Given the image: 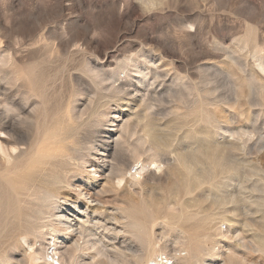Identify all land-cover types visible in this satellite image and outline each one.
I'll use <instances>...</instances> for the list:
<instances>
[{"label": "rangeland", "instance_id": "obj_1", "mask_svg": "<svg viewBox=\"0 0 264 264\" xmlns=\"http://www.w3.org/2000/svg\"><path fill=\"white\" fill-rule=\"evenodd\" d=\"M0 112V264H47L35 227L67 235L64 264L79 238L82 264L145 239L175 263L264 264V0H0ZM61 151L62 196L28 206L22 174Z\"/></svg>", "mask_w": 264, "mask_h": 264}, {"label": "bare ground", "instance_id": "obj_2", "mask_svg": "<svg viewBox=\"0 0 264 264\" xmlns=\"http://www.w3.org/2000/svg\"><path fill=\"white\" fill-rule=\"evenodd\" d=\"M32 45V44H31ZM41 48V47H40ZM40 50V49H39ZM43 50V49H42ZM42 54H44V53H42ZM141 55V54H140ZM143 57V56H142ZM129 58V57H128ZM129 60V59H128ZM41 61V60H40ZM140 61V60H139ZM144 62H146V61H144ZM122 64H124V63H122ZM133 64V65H132ZM147 65V64H146ZM123 66H125V65H123ZM127 66L128 67H133L136 71V73L138 74V73H140V68L138 67V65H135V63H132V61H128V63H127ZM127 66H125V70H127ZM123 68V67H122ZM142 68V67H141ZM133 69V70H134ZM87 70V69H86ZM130 70H131V68H130ZM142 71V70H141ZM129 72V71H128ZM102 73V72H101ZM142 73V72H141ZM94 75V74H93ZM128 75V74H127ZM95 77H96V74H95ZM102 77V76H101ZM157 77V76H156ZM11 79V78H10ZM101 79V78H100ZM101 80H104V79H101ZM101 82V81H100ZM99 82V83H100ZM17 83V82H16ZM28 85V84H27ZM18 88V87H17ZM111 88H112V86H111ZM114 91H116V92H120L119 90H120V88L119 87H115V88H112ZM29 93V92H28ZM106 93V92H105ZM8 95V94H7ZM40 95V94H39ZM115 95V94H114ZM34 96H36V95H34ZM27 99V98H26ZM28 101V100H27ZM130 103V102H129ZM8 104V103H7ZM12 104V103H11ZM70 104V103H69ZM127 105V104H126ZM6 106V105H5ZM11 107V106H10ZM20 108V107H19ZM127 108V107H126ZM130 108V107H129ZM102 109V108H101ZM4 111V110H3ZM129 111V110H128ZM5 112V111H4ZM26 112V111H25ZM42 112V111H41ZM91 112V111H90ZM2 113V115L4 114L3 112H0V114ZM13 114V113H12ZM91 114V113H90ZM99 114V113H98ZM97 114V115H98ZM102 114V113H101ZM93 115V114H92ZM96 115V114H95ZM21 116V115H20ZM100 116V115H99ZM5 119V118H4ZM6 120H7V118H6ZM16 120V119H15ZM1 123V122H0ZM7 126H8V124H6ZM11 125V124H10ZM80 126V125H79ZM1 128V127H0ZM3 129V128H2ZM16 132V131H15ZM15 132H13L12 134H10V133H8V132H2V133H4V134H6L7 135V139L5 140V139H2V140H0V151L1 152H5L6 150H5V147L4 146H6V145H4V143L6 144H10V143H14L15 141V139H14V135H16V133ZM18 132V131H17ZM24 132V131H23ZM1 132H0V134H2ZM20 133V132H19ZM21 134V133H20ZM95 134V133H94ZM23 135V134H22ZM78 136V135H77ZM92 136V135H91ZM68 137V136H67ZM69 138H71V136L69 137ZM20 139V138H19ZM43 139H45V138H43ZM68 139V138H67ZM72 139V138H71ZM75 139V138H74ZM42 141V140H41ZM74 141V140H73ZM25 142V141H24ZM43 142V141H42ZM46 142V141H45ZM69 143H70V141H68ZM19 143V142H18ZM68 143V144H69ZM79 143V142H78ZM80 143H82V142H80ZM92 143H93V141H92ZM43 144V143H42ZM57 144V143H56ZM67 144V143H66ZM73 144V143H72ZM77 144V143H76ZM75 144V145H76ZM11 145V144H10ZM45 145V144H44ZM48 145V144H47ZM74 145V146H75ZM100 145V144H99ZM230 145V144H229ZM46 146V145H45ZM54 146V145H53ZM76 146H78V145H76ZM9 147V146H8ZM42 147V146H41ZM56 147V146H55ZM64 147V146H63ZM68 147V146H67ZM72 148H73V146H71ZM102 147H103V149H102V151H103V153H108V146H105V145H102ZM110 147V146H109ZM7 148V147H6ZM37 148V147H36ZM39 148V147H38ZM43 148V147H42ZM69 148V147H68ZM75 148V147H74ZM78 148V147H77ZM80 148V147H79ZM46 149V148H45ZM50 149V148H49ZM52 149V148H51ZM58 149V148H57ZM83 149V148H82ZM95 149V148H94ZM17 151V150H16ZM33 151V150H32ZM82 151V150H81ZM33 152H35V151H33ZM44 152H46V151H44ZM54 152V151H53ZM53 152H47V153H40V155L37 157V158H35L33 161H31L30 162V164H29V166H28V171H27V173L26 174H22V178H21V182H22V191H24V193H20L21 194V196H24L23 198H31V200H32V202L34 203H31V202H29L28 200H26V202H25V204H27L28 206H40V207H50V205H51V201H52V199L53 198H59L60 196H62V194H63V191H61V189H62V186H63V184H64V182H63V180L59 177L60 176V174H59V176H58V174L56 173V171H55V167H56V163H57V161L58 160H56V159H62L61 157L62 156H66V157H68L69 159H72L73 157V155L72 156H70L68 153H66V151H64V152H60L59 154H54ZM78 153V152H77ZM85 153V152H84ZM115 153V152H114ZM72 154V153H71ZM12 155V154H11ZM27 155H29V154H27ZM33 155V154H32ZM31 155V156H32ZM10 156V155H9ZM30 156V157H31ZM35 156H37V155H35ZM77 156V155H76ZM105 156H106V154H105ZM1 157V156H0ZM109 157V156H108ZM24 158V157H23ZM84 158V157H83ZM88 158V157H87ZM1 159V158H0ZM97 159V158H96ZM99 159V158H98ZM101 159V158H100ZM105 160V159H104ZM103 160V161H104ZM10 161V160H9ZM90 161V160H89ZM97 161V160H96ZM110 161V160H109ZM60 162V161H59ZM63 162H66V161H63ZM74 162H75V160H74ZM100 162V161H99ZM98 162V163H99ZM6 163V162H5ZM9 163V162H8ZM62 163V162H61ZM60 163V164H61ZM69 163V162H68ZM78 163V162H77ZM59 164V165H60ZM138 164V163H137ZM5 165V164H4ZM3 165V166H4ZM57 165H58V163H57ZM62 165V164H61ZM63 165H64V163H63ZM69 165V164H68ZM76 165V164H75ZM110 165V164H109ZM12 166V165H11ZM11 166H10V168H11ZM72 166H74V165H72ZM104 166V165H103ZM105 166H106V164H105ZM79 167H80V165H79ZM78 167V168H79ZM112 167V166H111ZM7 168V167H6ZM6 168H4V169H6ZM23 168V167H22ZM57 168H58V166H57ZM74 168V167H73ZM117 168V167H116ZM3 169V168H2ZM107 169H109V168H107ZM7 170V169H6ZM72 170V169H71ZM71 170H69V171H71ZM11 171V170H10ZM16 171H18L17 169H16ZM15 171V172H16ZM63 171V170H62ZM68 171V172H69ZM96 172V171H95ZM94 172V173H95ZM136 172V171H135ZM62 173V172H61ZM64 173V172H63ZM119 173V172H118ZM17 174V173H16ZM15 174V175H16ZM20 174V173H19ZM18 174V175H19ZM74 174V173H73ZM78 174V173H77ZM112 174V173H111ZM14 175V174H13ZM107 175V174H106ZM108 175H109V173H108ZM17 176V175H16ZM13 177H15V176H13ZM64 177V176H63ZM67 177V176H66ZM4 178V177H3ZM11 178V177H10ZM68 178V177H67ZM66 178V179H67ZM190 178V177H189ZM13 179V178H12ZM72 179V178H71ZM95 179V178H94ZM9 180V179H8ZM14 180H16V179H14ZM68 180H69V178H68ZM7 181V180H6ZM9 182V181H8ZM70 182V181H69ZM125 182V181H124ZM13 183V182H12ZM12 183H10V184H12ZM105 185V184H104ZM119 185V184H118ZM6 186V185H5ZM8 186V185H7ZM12 186V185H11ZM102 186V185H101ZM112 186H114V185H112ZM9 187H10V185H9ZM8 187V188H9ZM106 187V186H105ZM125 187V186H124ZM8 188H6L5 187V189H4V191L5 190H8ZM68 188V187H67ZM112 188V187H111ZM121 189V188H120ZM126 189V188H125ZM10 190H12V188L10 189ZM67 190V189H66ZM1 192H3V191H1ZM66 192V191H65ZM69 192V191H68ZM5 193V192H4ZM7 193H8V191H7ZM15 194V193H14ZM12 195V194H11ZM96 195V194H95ZM1 197H2V195H0ZM4 196V195H3ZM13 196V195H12ZM67 196V195H66ZM93 196V195H92ZM102 195H100V197H101ZM1 197H0V199H1ZM9 198H10V194H9V196H8ZM4 198V197H3ZM2 198V199H3ZM90 198H91V196H90ZM93 198V197H92ZM72 199V198H71ZM95 199V198H94ZM233 199V198H232ZM3 200H5V202H6V198L5 199H3ZM9 200V199H8ZM10 200H11V198H10ZM19 200V199H18ZM30 200V199H29ZM30 200V201H31ZM101 200V199H100ZM22 201V200H21ZM67 201V200H66ZM232 201V200H231ZM10 202V201H9ZM24 202V201H23ZM91 202V201H90ZM188 202V201H187ZM2 203V202H1ZM8 203V202H7ZM16 203V202H15ZM21 204H22V202H20ZM3 204H5V203H3ZM20 204V205H21ZM24 204V203H23ZM24 204V205H25ZM101 204V203H100ZM9 205H10V203H9ZM12 205V204H11ZM55 205V204H54ZM97 205V204H96ZM236 205V204H235ZM14 206H15V204H14ZM91 206V205H90ZM95 206V205H94ZM9 207V206H8ZM16 207V206H15ZM22 206H20V208H21ZM25 207H27V206H25ZM93 207V206H92ZM97 207V206H96ZM239 207V206H238ZM19 208V207H18ZM19 208V209H20ZM38 208V207H37ZM104 208V207H103ZM17 209V208H16ZM23 209V208H22ZM26 209V208H25ZM51 209V208H50ZM53 209V208H52ZM56 209V208H55ZM89 209V208H88ZM106 209V208H105ZM31 210V209H30ZM34 210V209H33ZM32 210V211H33ZM90 210H92V209H90ZM24 211V210H23ZM27 211V210H26ZM31 211V212H32ZM35 211V210H34ZM38 211V210H37ZM93 211V213H99V215H103L104 213L103 212H101L98 208H95L94 210H92ZM14 212H16V211H14ZM13 212V213H14ZM21 212V211H20ZM30 211H28V213H29ZM53 212V211H52ZM107 212V211H106ZM23 213V212H22ZM27 213V214H28ZM38 213V212H37ZM16 214V213H15ZM29 214H31V213H29ZM232 214V213H231ZM22 215V214H21ZM52 215V214H51ZM55 215V214H54ZM32 217H33V215H31ZM49 216V215H48ZM56 216V215H55ZM248 216V215H247ZM18 217V216H17ZM16 217V218H17ZM29 217V216H28ZM36 217V216H35ZM34 217V218H35ZM57 217H59L60 219H61V217L60 216H57ZM39 218V217H38ZM45 218V217H44ZM102 218V217H101ZM107 219V218H106ZM222 219V218H221ZM232 219V218H231ZM54 221V220H53ZM36 222H38V221H36ZM47 222V221H46ZM64 222V221H63ZM101 222V221H100ZM128 222V221H127ZM235 222V221H234ZM61 223H62V221H61ZM60 224V223H59ZM151 224V223H150ZM50 225V224H49ZM46 226V225H45ZM57 226V225H56ZM62 226H64L65 227V229H66V231H68V232H70V231H72V227L68 224V223H63L62 224ZM147 226V225H146ZM151 227L153 226V225H150ZM44 227V226H43ZM50 227V226H49ZM28 228V227H27ZM41 227H35L32 231V233H31V236L32 237H34L35 239L36 238H44L45 237V235H51L50 236V239L53 241V243H52V245H51V243H50V246L53 248L52 249V253H53V255H51L50 256V254H49V260H47L46 262H47V264H64V262H63V260H62V253L59 251V248L57 247V245L58 244H60V246H61V244L63 245V244H65L66 243V237H67V235L66 234H60L59 232H54V230L53 229H51L52 231H53V233L52 234H44L43 232V234L41 233V232H39V229H40ZM51 228V227H50ZM150 230H152V228L150 229ZM149 230V231H150ZM44 231V230H43ZM63 231V230H62ZM140 231V230H139ZM148 231V232H149ZM80 232V231H79ZM87 232V231H86ZM50 233H51V231H50ZM154 233V232H153ZM79 234V233H78ZM20 236H21V233L19 234ZM81 236L83 235L82 233L80 234ZM94 235V234H93ZM146 235V234H145ZM151 235V234H150ZM19 236V237H20ZM72 236V235H71ZM49 237V236H48ZM73 237V236H72ZM79 238V237H78ZM190 238V237H189ZM49 239V238H48ZM83 239V241L80 243V240H82ZM79 238V239H77V240H73L72 241V243L69 245V246H67L66 245V249L64 250L65 251V254L68 256V264H76V263H79V264H82V257H84V256H86V255H88V253L86 252V251H88V250H90V249H94L95 248V246H94V244H92L89 240H84V238ZM60 240V241H59ZM69 240V239H68ZM34 241V240H33ZM33 241H31V242H33ZM26 242V241H25ZM92 242H94V241H92ZM123 242V241H122ZM125 243V242H124ZM192 243V242H191ZM28 244V243H27ZM31 244V243H30ZM236 244V243H235ZM234 244V245H235ZM7 245V244H6ZM142 246V254L141 253H139V250L141 249H137L136 247H134L135 245H132V244H123V246H122V248H121V252H120V254H119V256L118 257H120V261H117V260H111V262H114V264H135V262H138V260H140L141 259V262H140V264H191L190 263V261L189 260H177L176 261V263L174 262V261H171V258H168V257H166V256H164L163 257V255H165L164 253H160V254H156V252L158 251H156V248H155V243L152 241V240H150V239H145V242H143V244H141ZM48 246V245H47ZM49 246V247H50ZM191 246V245H190ZM29 247H31V246H29ZM34 247V246H33ZM32 247V248H33ZM140 247V246H139ZM40 249V248H39ZM45 249V248H44ZM47 249V248H46ZM195 249V248H194ZM37 250V249H36ZM62 250V249H61ZM41 250H39V252H40ZM43 251V250H42ZM51 252V251H50ZM165 252V251H164ZM105 253V252H104ZM27 254V253H26ZM46 254V253H45ZM95 254V253H94ZM29 255V254H28ZM39 255H40V253H38V251H35V252H33L32 254H30L29 255V258L28 259H30V260H32L33 262H35V261H37L38 259H39ZM113 255V254H112ZM65 256V255H64ZM114 256V255H113ZM237 257H239V256H236V254L235 255H231L230 256V259H229V264H234V263H236L237 264V262H238V264H239V262H240V260H238V258ZM241 257V256H240ZM44 258H45V255H44ZM175 258V257H174ZM27 259V260H28ZM90 259V258H89ZM92 259V258H91ZM111 259V258H110ZM113 259V258H112ZM183 259V258H182ZM26 260V261H27ZM30 260H28L29 262H30ZM106 260V259H105ZM1 261V260H0ZM92 261V260H91ZM204 261V260H203ZM199 262H200V260H199ZM28 263V262H27ZM246 263V262H245ZM244 263V264H245ZM29 264V263H28ZM30 264H31V262H30ZM102 264V263H101ZM206 264V263H205ZM222 264V263H221ZM223 264H227V263H223ZM241 264H242V262H241Z\"/></svg>", "mask_w": 264, "mask_h": 264}]
</instances>
